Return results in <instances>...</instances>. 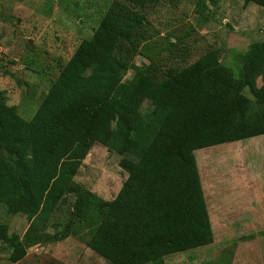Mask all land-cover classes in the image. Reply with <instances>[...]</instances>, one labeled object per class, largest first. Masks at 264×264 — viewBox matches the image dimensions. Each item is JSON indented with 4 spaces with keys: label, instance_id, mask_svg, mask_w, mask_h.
Returning <instances> with one entry per match:
<instances>
[{
    "label": "trees",
    "instance_id": "obj_1",
    "mask_svg": "<svg viewBox=\"0 0 264 264\" xmlns=\"http://www.w3.org/2000/svg\"><path fill=\"white\" fill-rule=\"evenodd\" d=\"M111 1L92 37L76 48L43 97L32 123L0 93V204L16 214L38 212L46 200L49 217L47 224L30 221L22 239L0 224V241L13 248L11 263L23 259L27 248L66 239L83 217L97 221L86 246L108 264H165L167 256L210 244L194 152L264 135V42L236 55L235 74L210 51L158 81L131 57L144 9L159 0ZM243 2L264 9V0ZM128 70L133 75L124 82ZM149 96L153 103L142 113ZM252 104L259 106L254 116ZM43 120L79 159L94 143L122 157L119 166L128 177L113 200L74 183V170H65L44 197L52 176L37 171L31 140L33 123L42 130ZM69 194L74 201L59 231L49 225Z\"/></svg>",
    "mask_w": 264,
    "mask_h": 264
},
{
    "label": "rangeland",
    "instance_id": "obj_2",
    "mask_svg": "<svg viewBox=\"0 0 264 264\" xmlns=\"http://www.w3.org/2000/svg\"><path fill=\"white\" fill-rule=\"evenodd\" d=\"M111 2L0 0V93L20 117L33 122L43 97L76 48L92 37ZM144 13L146 20L134 33L131 61L148 68L158 81L210 51L235 74L236 55L264 41V9L243 0H218L213 5L205 0H159ZM132 75L128 70L122 81L129 82ZM257 84L262 85L261 78ZM244 94L253 102L247 90ZM152 103L149 96L141 112L149 111ZM258 112L259 106L252 104L249 115ZM43 121L42 130L40 125L34 129L33 123L31 140L37 171L52 176L44 197L65 170H74V183L105 201L113 200L128 177L119 166L122 157L94 143L79 159ZM194 155L212 242L167 256L165 264H264V136L200 149ZM73 201V195L66 196L49 226L63 230ZM45 202L38 212L16 214L0 204V224L8 235L22 239L30 221L48 223ZM96 225L83 217L66 239L27 248L17 263L9 261L13 248L0 241V264H108L86 246L87 232ZM48 231L54 233L52 227Z\"/></svg>",
    "mask_w": 264,
    "mask_h": 264
},
{
    "label": "crops",
    "instance_id": "obj_3",
    "mask_svg": "<svg viewBox=\"0 0 264 264\" xmlns=\"http://www.w3.org/2000/svg\"><path fill=\"white\" fill-rule=\"evenodd\" d=\"M264 42V41H263ZM264 136V135H263Z\"/></svg>",
    "mask_w": 264,
    "mask_h": 264
}]
</instances>
